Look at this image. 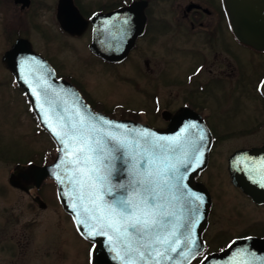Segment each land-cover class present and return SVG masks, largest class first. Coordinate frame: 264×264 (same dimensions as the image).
<instances>
[{
    "label": "water",
    "instance_id": "water-1",
    "mask_svg": "<svg viewBox=\"0 0 264 264\" xmlns=\"http://www.w3.org/2000/svg\"><path fill=\"white\" fill-rule=\"evenodd\" d=\"M224 3L234 36L256 50H264V0H224ZM143 8L144 1H133L85 18L73 0H59L57 19L71 35H81L90 23L89 49L107 61H121L143 32ZM3 61L27 93L39 122L57 145V154L51 164L30 165L21 175L31 174L35 185L46 176L55 181L63 209L71 215L79 233L94 243L90 264H189L203 248L201 235L211 205L208 189L195 179L207 165L212 143L202 117L182 107L173 114L164 115L169 120L166 127L154 128L94 111L70 82L56 77L51 66L24 38L17 39L4 54ZM62 129L69 132L76 129L78 135L90 139L96 149L95 153H89L93 157L91 161L75 164L74 155L57 138ZM145 132L150 134L149 139L155 146L145 144L140 136ZM108 134L126 141L124 147L110 140ZM97 140L99 144L95 143ZM83 155L80 154L81 160ZM255 155L264 156V147L234 151L228 158V170L235 186L254 202L264 203V161L257 165ZM150 157L155 164L141 167ZM168 163L175 165L177 170L175 178L169 181L172 191L162 193L158 201L163 213L160 229L163 243H153L154 237L141 238L131 229L129 235L124 236L97 220L101 215L96 210L97 204L107 205L122 196H134L133 182L137 173L142 174L145 168H164ZM93 166L98 171L91 175L106 177L104 184L112 190L111 194L100 188L99 181H94L95 189L87 183L83 186L79 183L86 177L74 169L86 170ZM93 193L96 194L95 203L92 202ZM85 208L89 211L85 212ZM145 243L151 244V255L143 247L139 252L129 250V245L136 248ZM198 264H264V238H236L225 249L206 255Z\"/></svg>",
    "mask_w": 264,
    "mask_h": 264
},
{
    "label": "rangeland",
    "instance_id": "rangeland-1",
    "mask_svg": "<svg viewBox=\"0 0 264 264\" xmlns=\"http://www.w3.org/2000/svg\"><path fill=\"white\" fill-rule=\"evenodd\" d=\"M52 1L54 0H35L34 6L29 10L27 8L20 10L12 0H9L8 6L1 2L0 50L4 46L1 39L3 29L8 26V18H16V22L11 23L4 33L10 36L18 32L16 26H19L21 35L28 37L35 48L60 62V72L74 77L90 94L91 99L100 100L103 104L101 107L111 108L116 103L130 105L133 108L142 107L141 93L135 90L130 79L134 77L137 82H142L139 68L141 62L131 59L120 66H115L94 57L87 48L89 42L87 33L79 38H68L57 28L56 22L51 21L52 9L47 3ZM120 1L78 0L79 8L84 15L111 3L117 6ZM169 13L170 11L164 12L165 15ZM225 41L227 43L225 48L240 56L242 61H239V66L242 73L248 72L249 67L253 65L244 62V58L249 55L247 50L230 42L226 35ZM176 42L179 49L186 53L184 55L173 53L178 55L182 66L192 56L191 53L188 54L190 46H198L199 43L194 36ZM167 43L163 41L160 45L162 48H168ZM208 48L211 55L219 59V62L215 59L217 62L212 68L213 72H217L221 68L220 62L223 61L225 50L220 54L217 51L220 48L216 46ZM214 50L217 51L216 54ZM150 56L155 59V55ZM253 59L256 61L257 57ZM160 63L157 58V64ZM177 67L175 70L170 69L166 78H177ZM260 68L261 66L252 67L254 70ZM255 77L253 75L252 81L244 85L245 89L242 90H239L241 87L232 86H226L225 89L222 86L217 88L213 100L210 101L212 114L208 117L207 123L211 130H215V135L217 131V134L223 136L215 141L208 166L198 176V179L207 185L214 200L211 224L205 233L209 240L208 248L211 250L217 249L231 236L247 232L264 236V206H255L233 187L226 164L227 156L233 149L264 143V132L261 136H254L241 131L254 126L255 119L264 114L261 110V96L253 90ZM8 86L9 81L7 86L0 87V264H88L91 239L76 234L70 219L59 208L51 185L46 184L44 187L47 194L43 196L46 207L42 208L23 191L11 188L5 179L14 162L24 163L28 159L36 161V157L52 152L53 146L47 134L39 127L22 91L17 86L13 88ZM261 87H264V83ZM164 90L166 97L169 91L173 94L177 91L176 87L168 86ZM178 93H180L178 98H174L170 105L181 102L185 92L178 88ZM144 118L148 120L150 116L147 114L141 117ZM146 122L151 126L164 124L161 120ZM230 131V135L224 136Z\"/></svg>",
    "mask_w": 264,
    "mask_h": 264
},
{
    "label": "flooded vegetation",
    "instance_id": "flooded-vegetation-1",
    "mask_svg": "<svg viewBox=\"0 0 264 264\" xmlns=\"http://www.w3.org/2000/svg\"><path fill=\"white\" fill-rule=\"evenodd\" d=\"M58 1L59 0H54L47 3V6H51L52 9L50 12V19L51 21L53 20L56 22L57 28L68 38H79L83 34H89L91 32V26H89L87 30L80 36H72L60 28V23L57 20L56 12ZM127 1V3H130L135 0ZM142 1H144V29L142 34L137 37L135 44L130 49L128 55L119 62H108L92 54L100 61L115 66H120L131 59L141 62L139 68L142 75V82H137L134 77H130V79L135 90L141 93L143 98V101L141 102L142 107L133 108L130 105H124L121 103L113 104L111 108L106 106L101 107L100 105L103 104H101L100 100L91 99L90 94L85 91V89H83V87L74 79V77L60 72V62H57L54 58L52 59L46 55L45 52L35 48L34 43L28 37L21 35L19 26H16L18 27V32L10 34V36H7V33H4V31H7L11 26V23L16 22V18H8V26L3 29L2 33L3 39H1V41H4V46L0 50V87L7 86L9 81L8 87L13 88L14 86H17L19 88L15 82L13 74L6 67L2 58L4 53L11 48V46L19 37H24L32 43L34 51L41 54V56H43L51 64L58 77L65 78L74 84L81 92L85 100L93 108L113 117L126 118L139 122L161 120L164 121V124L159 127H163L168 122L167 118L164 116L167 114V112L174 113L181 107H189L203 118L210 129L207 123L208 117H210L212 114L209 105L210 101L213 100L215 91L218 90L217 88L222 86V88L225 89L226 86H232L234 88L241 87L239 90H242V88L245 89L243 86L252 81L253 75L254 77L256 76L253 90L258 96H261V110L264 113V87H261V84L264 83V72L262 73L264 69V51H257L247 45H244L233 36L224 0H185V2H182L181 0ZM1 2L5 3L4 5H9V0H0V3ZM12 2L18 6L20 10L24 8L29 10L34 6L35 0H12ZM74 2L77 4V6L79 5L78 0H74ZM112 5L113 4L111 3L102 6L104 9L103 11L112 9L115 6ZM165 9L170 11L168 15L164 14V12H168ZM176 11H178V13ZM225 35L230 42H233L237 46L244 48V50H247L249 53L248 57L244 58V62H248L249 64L251 63L253 65L249 67L250 70L248 72L242 73L239 66V61H242L240 56L225 48L227 47ZM188 36H194L197 38L199 45L190 46V51L188 54L191 53L192 56L188 58V60L187 58H183L187 61L181 66L180 60L177 58L178 55H173V53H181L180 55L186 54L181 49H179L176 41H181L182 38H186ZM163 41H166V43L169 41V43H167L168 48H162L160 44ZM208 46L213 48L216 46L220 48V50H217L220 52V54L225 50V56L222 59L223 61L220 62L221 68H219L217 72H213L212 68L215 62H219V59L218 57L214 58V56L211 55V51L209 50ZM217 51H215L214 54H216ZM150 54L155 55V59L151 57ZM254 57H257L256 61L253 59ZM157 58H159V61L161 62L160 65L157 64ZM215 59H217V61ZM218 65L219 64H217V66ZM176 66H178V72L176 73L177 78H166L168 71L170 69L175 70ZM258 66H261V68L258 70L252 69V67L255 68ZM130 71L133 72L132 70ZM167 86L176 87L177 91L174 94L169 91L168 93L170 95L168 94V97H166L164 89ZM178 88L184 90L185 94L181 98V102L179 104L170 105V102H172L174 98H178L180 94L178 93ZM169 90H171V88H169ZM116 108H120L122 110ZM147 114L150 116V119H141L142 116L144 117ZM255 121L256 123L254 126L241 131L249 132V134L254 136H261V133L264 132V114L256 118ZM210 131L213 139L219 137L223 138L222 134H217V131L216 135L215 130L210 129ZM229 133H231V131L226 132L224 136H227ZM214 144L215 142L213 143L212 148L214 147ZM251 147H264V143L261 142L257 145L238 147L233 149L230 154L236 149ZM229 155L227 156L226 164H228ZM53 158L54 153L50 152L47 156L44 155L43 158H40L39 160L36 157V161L28 159L24 163L14 162L12 169L6 174L5 179L8 185L13 189L23 191L30 196L35 204H37L39 207L45 208L46 204L43 198L45 197L46 191L44 190V187L46 184L51 185L50 187L52 188V192H54L55 195V185L53 181L49 178H46L40 183L38 187H35L32 182V175L28 173L22 176L21 173L23 168H25L29 162H34L38 165H45L50 163ZM255 161L256 164L259 165L260 161H264V156L257 155L255 157ZM233 187L240 191L241 194L244 195L255 206H264V203H253L252 200L240 190V188L234 185ZM212 202L210 217L212 212H214L213 199ZM61 211L67 216V214L62 209ZM210 224L211 221L209 218V225L207 227L208 229ZM76 234L78 235L77 232ZM206 241L208 240L206 239Z\"/></svg>",
    "mask_w": 264,
    "mask_h": 264
},
{
    "label": "snow or ice",
    "instance_id": "snow-or-ice-1",
    "mask_svg": "<svg viewBox=\"0 0 264 264\" xmlns=\"http://www.w3.org/2000/svg\"><path fill=\"white\" fill-rule=\"evenodd\" d=\"M105 123H109L105 121ZM117 128L122 127L121 125H116ZM195 127V125H192ZM55 134V133H54ZM140 136L144 140L145 144H152L155 146V142L149 139V133H141ZM57 138L63 143V147L69 149L70 154L75 157V164L80 165L81 163L87 164L93 159L92 155L89 153H95L96 149L92 147L90 139L86 136H80L76 133V129L71 132L64 131L63 129ZM67 138V139H66ZM108 138L115 142L119 147H124L126 141L120 140L111 134H108ZM201 140L204 139L203 136L200 137ZM99 144L100 141L95 142ZM83 153V160L80 159V154ZM68 163H72L69 161ZM144 164H155V160L151 157L146 159ZM135 167V165H133ZM81 171L86 177V180L79 181L83 186L85 183L95 189L96 184L94 181L100 182V188L109 194H111V189L106 188L104 181L106 177L101 175H91V173H97V169L93 166L86 170L74 169ZM177 169L173 164H166L164 168L156 167L151 170L145 168L142 174L137 173L136 179H134L133 192L135 195L122 196L119 199H114L112 203L107 205L97 204L96 210L101 212V215L97 217L98 221H103L104 227L112 229L113 231L119 232L124 236L129 235V229L133 230L135 233L140 234L143 237H154L153 243H163L164 238L160 235V229L163 226V213L160 211L162 205L158 202L162 198V193L165 191L171 192L172 185L169 183L170 179L175 178L174 173ZM138 197V198H137ZM172 198L175 199L174 194ZM96 194H92V202L95 203ZM89 210L85 208V212ZM84 223V221H81ZM140 247H143L149 255H151V244L145 243L136 248H132L129 245L130 251H140ZM141 258H143V253H141Z\"/></svg>",
    "mask_w": 264,
    "mask_h": 264
},
{
    "label": "trees",
    "instance_id": "trees-1",
    "mask_svg": "<svg viewBox=\"0 0 264 264\" xmlns=\"http://www.w3.org/2000/svg\"><path fill=\"white\" fill-rule=\"evenodd\" d=\"M121 4V3H120Z\"/></svg>",
    "mask_w": 264,
    "mask_h": 264
}]
</instances>
